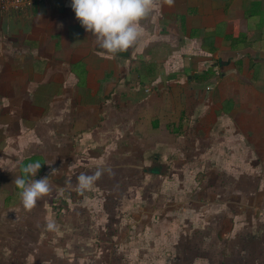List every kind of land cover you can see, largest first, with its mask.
<instances>
[{
  "label": "crops",
  "instance_id": "crops-1",
  "mask_svg": "<svg viewBox=\"0 0 264 264\" xmlns=\"http://www.w3.org/2000/svg\"><path fill=\"white\" fill-rule=\"evenodd\" d=\"M140 25L113 56L71 0L0 16V209L21 203L2 194L30 158L62 189L100 161L155 177L153 154L203 141L264 156V0H157Z\"/></svg>",
  "mask_w": 264,
  "mask_h": 264
},
{
  "label": "rangeland",
  "instance_id": "rangeland-1",
  "mask_svg": "<svg viewBox=\"0 0 264 264\" xmlns=\"http://www.w3.org/2000/svg\"><path fill=\"white\" fill-rule=\"evenodd\" d=\"M210 142L160 149L155 177L140 162L100 161L62 189L50 184L30 211L0 209V264H264V156L235 138ZM98 167L101 178L77 192L78 175ZM9 188L4 202L18 201Z\"/></svg>",
  "mask_w": 264,
  "mask_h": 264
},
{
  "label": "clouds",
  "instance_id": "clouds-1",
  "mask_svg": "<svg viewBox=\"0 0 264 264\" xmlns=\"http://www.w3.org/2000/svg\"><path fill=\"white\" fill-rule=\"evenodd\" d=\"M164 2L173 4V0ZM156 4L157 0H71L76 19L95 37L99 47L113 56L138 42L142 36L140 21L149 16ZM40 168L39 161L21 162L19 175L14 179L13 184L20 190V202L25 210L30 211L52 190L47 176L34 179ZM103 174L101 167L92 174L80 173L75 190L80 193L89 190ZM45 228L54 231L55 221L49 220Z\"/></svg>",
  "mask_w": 264,
  "mask_h": 264
},
{
  "label": "built area",
  "instance_id": "built-area-1",
  "mask_svg": "<svg viewBox=\"0 0 264 264\" xmlns=\"http://www.w3.org/2000/svg\"><path fill=\"white\" fill-rule=\"evenodd\" d=\"M34 0H0V16L10 10L28 8Z\"/></svg>",
  "mask_w": 264,
  "mask_h": 264
}]
</instances>
